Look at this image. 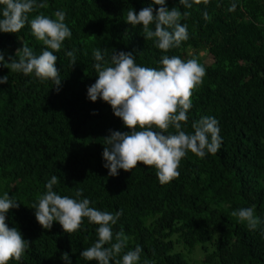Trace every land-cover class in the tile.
I'll return each instance as SVG.
<instances>
[{
    "label": "trees",
    "instance_id": "trees-1",
    "mask_svg": "<svg viewBox=\"0 0 264 264\" xmlns=\"http://www.w3.org/2000/svg\"><path fill=\"white\" fill-rule=\"evenodd\" d=\"M37 2L47 7L29 13V20L40 14L55 19L54 13L63 11L72 36L54 53L62 79L59 92L51 79L41 81L34 73L0 64V76H8V83L0 84V198L7 192L18 200L19 208L9 210L6 223L32 242L20 261L8 264H66L64 252L72 264H97L80 254L98 240L99 225L84 218L80 229L68 234L56 221L48 230L35 218L32 206L53 175L57 194L88 198L91 207L113 214L122 210L112 230L124 232L127 247L110 264L137 245L143 249L139 264H264V0H201L190 9L166 0L169 9L191 13L182 21L189 39L166 53L144 39L142 25L125 22L130 8L158 9L153 0ZM23 44L37 56L46 48L28 23L14 34L0 32L6 61ZM97 48L109 63L116 50L133 52L138 65L154 68L161 67L163 55L197 59L206 75L193 93L183 130L194 133V121L215 117L222 137L218 152L200 158L189 151L179 177L166 184L159 182L154 166L143 164L109 176L103 166L104 137L109 130L129 129L108 103L87 98L88 86L98 78L93 67ZM67 51L76 56L73 67ZM253 206L261 223L250 230L231 213Z\"/></svg>",
    "mask_w": 264,
    "mask_h": 264
},
{
    "label": "clouds",
    "instance_id": "clouds-1",
    "mask_svg": "<svg viewBox=\"0 0 264 264\" xmlns=\"http://www.w3.org/2000/svg\"><path fill=\"white\" fill-rule=\"evenodd\" d=\"M193 2L200 4L201 0H179V5L190 9ZM208 2L203 0L204 4ZM153 4L158 5V9L150 5L136 12L130 8L125 22L133 27L142 25L144 39L154 40L155 46L166 53L189 39L188 25L182 21L191 13L181 11L180 7L169 9L166 0H153ZM0 6H3L0 10V32L14 34L28 23L34 37L46 46L37 56L32 48L23 44L16 50L15 56H8L7 61L0 50V64L24 75L34 73L41 81L51 79L53 88L59 92L62 79L56 67L58 57L54 53L60 51L63 42L72 36L65 23L66 14L56 11L55 19L40 14L29 20V13L47 7L46 3H38L37 0H0ZM235 7L234 3L229 10L233 11ZM203 17L206 21L210 20L206 11ZM150 25H154V30ZM107 51L103 49V53ZM66 56L71 58L73 67L76 64L74 51H67ZM93 56L98 78L88 86L87 98L92 102L100 99L108 103L114 115L129 129L109 130L110 134L104 137L108 146H104L102 153L103 166L108 169L109 176L119 175L121 169L131 172L138 164H143L154 166L159 182L166 184L179 177L180 162L189 151L200 158L218 152L222 137L215 117L203 116L194 121L191 125L194 133L183 130L182 122L188 120L193 93L206 75L205 67L197 59L185 61L179 56L163 55L159 61L161 67L154 68L138 65L133 52L113 50L110 63L99 48L93 50ZM6 83L8 76H0V84ZM170 127L176 131L168 132ZM56 183L58 177L53 175L46 184L47 191L38 197V204L32 206L37 222L42 228L50 230L56 221L64 232L71 234L78 231L84 218H87L90 223L99 225L98 240L80 255L88 261H97V264H110L127 247L128 237L124 232L114 233L112 230L122 210L113 214L91 207L88 198L61 196L53 191ZM82 192V189L77 190L76 197L82 196ZM19 206L15 196L10 197L7 192L0 198V264H8L12 259L20 261L32 243L23 238L17 227L10 228L6 223L9 210ZM231 215L246 222L250 230H255L261 223L254 206L237 209ZM142 251L137 245L134 250L124 252L116 264H139ZM61 259L66 264H72L68 252L62 253ZM144 264H149V261L145 260Z\"/></svg>",
    "mask_w": 264,
    "mask_h": 264
},
{
    "label": "rangeland",
    "instance_id": "rangeland-1",
    "mask_svg": "<svg viewBox=\"0 0 264 264\" xmlns=\"http://www.w3.org/2000/svg\"><path fill=\"white\" fill-rule=\"evenodd\" d=\"M200 55H204V53L203 52H200ZM199 257V256H198Z\"/></svg>",
    "mask_w": 264,
    "mask_h": 264
}]
</instances>
